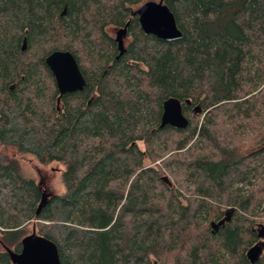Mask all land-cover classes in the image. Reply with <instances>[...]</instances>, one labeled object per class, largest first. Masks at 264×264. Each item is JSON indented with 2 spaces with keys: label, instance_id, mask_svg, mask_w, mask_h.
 Segmentation results:
<instances>
[{
  "label": "trees",
  "instance_id": "16d2710c",
  "mask_svg": "<svg viewBox=\"0 0 264 264\" xmlns=\"http://www.w3.org/2000/svg\"><path fill=\"white\" fill-rule=\"evenodd\" d=\"M147 1L0 0V146L63 189L0 163V264L30 234L60 264H264V0H163L173 41L140 30ZM55 51L85 82L57 105ZM168 98L185 128H158Z\"/></svg>",
  "mask_w": 264,
  "mask_h": 264
},
{
  "label": "water",
  "instance_id": "95a60500",
  "mask_svg": "<svg viewBox=\"0 0 264 264\" xmlns=\"http://www.w3.org/2000/svg\"><path fill=\"white\" fill-rule=\"evenodd\" d=\"M135 16L140 30L145 35H151L163 41H173L180 38V32L175 26L172 14L163 4V0L147 1L131 12ZM127 23L115 33L114 42L118 55L123 52V38ZM44 64L51 73L57 91L56 105L64 94L81 91L85 82L77 68L73 57L68 52H52L44 58ZM187 125L186 118L182 115L178 100L168 98L162 102L158 128L169 126L183 129ZM219 221L215 226L221 225ZM256 249L249 250L252 253ZM12 264H60L57 251L50 241L30 234L21 240L18 253H13L5 248Z\"/></svg>",
  "mask_w": 264,
  "mask_h": 264
},
{
  "label": "rangeland",
  "instance_id": "374dc122",
  "mask_svg": "<svg viewBox=\"0 0 264 264\" xmlns=\"http://www.w3.org/2000/svg\"><path fill=\"white\" fill-rule=\"evenodd\" d=\"M151 1L157 2L158 0ZM107 32L114 38L115 29H108ZM126 43L127 39L124 38V47ZM10 158H16L18 161L20 175L34 179L44 194L54 195L62 193L63 189L60 182L62 168L60 165L56 163L40 165L31 156L17 152L14 146H0V163H5Z\"/></svg>",
  "mask_w": 264,
  "mask_h": 264
},
{
  "label": "flooded vegetation",
  "instance_id": "af4514ba",
  "mask_svg": "<svg viewBox=\"0 0 264 264\" xmlns=\"http://www.w3.org/2000/svg\"><path fill=\"white\" fill-rule=\"evenodd\" d=\"M116 31H117V30H115V33H116ZM115 33H114V37H115ZM113 39H114V38H113ZM122 40H124V38H123Z\"/></svg>",
  "mask_w": 264,
  "mask_h": 264
}]
</instances>
